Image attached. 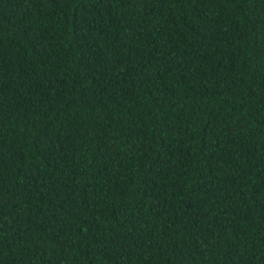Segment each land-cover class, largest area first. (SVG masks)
Listing matches in <instances>:
<instances>
[{
    "label": "trees",
    "instance_id": "1",
    "mask_svg": "<svg viewBox=\"0 0 264 264\" xmlns=\"http://www.w3.org/2000/svg\"><path fill=\"white\" fill-rule=\"evenodd\" d=\"M0 264H264V0H0Z\"/></svg>",
    "mask_w": 264,
    "mask_h": 264
}]
</instances>
